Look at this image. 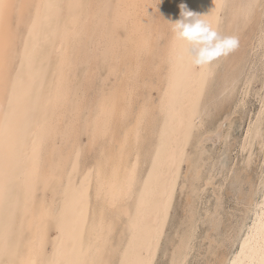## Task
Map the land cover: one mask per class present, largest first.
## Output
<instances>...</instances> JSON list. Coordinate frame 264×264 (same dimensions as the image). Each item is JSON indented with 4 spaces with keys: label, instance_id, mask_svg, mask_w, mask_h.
<instances>
[{
    "label": "snow or ice",
    "instance_id": "1",
    "mask_svg": "<svg viewBox=\"0 0 264 264\" xmlns=\"http://www.w3.org/2000/svg\"><path fill=\"white\" fill-rule=\"evenodd\" d=\"M21 7L0 0V92L6 102V107L0 103V264H5V257L9 264H111L105 259L111 226L105 230L103 222L99 226L93 222L95 241L87 249L83 246L93 184L97 200L103 198L111 205L123 227L119 264H264V199L257 198H264V166L259 193L254 185L249 190L248 179L257 145L264 160V0H247L234 6V18L242 25L228 33L222 32L221 26L229 6L224 0H216L215 8L205 17L216 30L200 33L187 48L173 38L167 86L154 108L146 103L138 112L125 111L117 122L114 103L105 102L97 107L91 126L65 133L71 172L55 215L56 236L51 250L47 231L41 229L30 241L27 256L18 258L19 249L13 245L12 236L20 201L11 197L12 176L20 164L23 118L36 86L34 69L42 30L51 20L50 11L61 5L50 0L33 5L24 35H20L18 19ZM82 7L85 5H69ZM257 14L258 35L245 52L243 34ZM64 35L78 34H70L66 28ZM61 67L70 75L74 65L64 55ZM252 97L259 102V113L253 112L243 145L237 141L238 152L246 156L240 166L231 162L229 121L221 119L217 126L216 119L225 111L230 115L246 111ZM62 99L60 89L56 100ZM210 125L214 130L209 131ZM84 131L89 143L103 150L83 179L73 183L72 177L81 166ZM41 146L42 138L39 144L34 142L32 167L24 174L25 211L34 203L40 183ZM145 153L147 162L141 171ZM108 171L112 179H102L101 174ZM213 189L219 193L214 209L206 195ZM226 196L237 206L232 219L227 220L223 213ZM118 200L128 206L116 209ZM174 211L178 212V225L173 222ZM49 215L43 213L42 219ZM202 229L210 238L209 255L214 253L216 259L193 260ZM161 255L163 260L158 258Z\"/></svg>",
    "mask_w": 264,
    "mask_h": 264
},
{
    "label": "bare ground",
    "instance_id": "2",
    "mask_svg": "<svg viewBox=\"0 0 264 264\" xmlns=\"http://www.w3.org/2000/svg\"><path fill=\"white\" fill-rule=\"evenodd\" d=\"M9 2L23 6L18 10L21 29L34 12L32 6L44 0H9ZM50 2L59 4L61 7L50 11L51 20L42 30L40 41L47 45V48L45 47L47 50L40 49L43 54L45 51L44 55L37 52L34 69L37 82L35 87L39 89L43 87L49 61L46 56L52 52L56 54L55 70L53 69V79L51 78V85L43 101L40 100L41 90L33 91V93L36 92L33 94L35 98L28 106L23 120L28 118L31 110L34 115L30 116H37L35 121L28 128L26 127L21 137L20 164L15 169L16 180L22 184L25 183L24 174L32 167L33 144L34 142L39 144L42 138V146L38 153L40 183L35 191L34 203L29 204L27 211L23 206L20 223L22 237L15 245L19 249L18 258L27 256L30 241L41 229L47 231L49 251L51 250L56 230L51 238L49 226L52 222L55 224V215L63 201L66 177L71 172L70 152L66 145L65 133L69 129L81 130L91 126L97 117V107L105 102L114 103L117 122L125 111L138 112L146 103L154 108L159 102L161 90L167 86L168 60L173 40L170 23L194 24L196 17L209 15L216 4V0H50ZM224 2L229 7L224 12L221 31L228 33L242 25V21L234 18V6L246 3L247 0H224ZM77 3L85 7L69 8V5ZM153 4L156 6L152 7ZM185 12L192 15L185 17L183 14ZM16 21L17 17H14L13 29L16 27ZM66 28L70 34L78 35L76 37L69 35L66 38L64 35ZM23 30L20 33L22 35ZM258 31L259 14L243 34L246 43L245 52L247 47H250L251 40L258 35ZM243 54L242 52L239 56ZM64 55L74 65L70 75L61 67V59ZM60 89H63V99L57 102L56 95ZM0 103L6 107L2 92H0ZM253 112L257 115L259 113V102L255 97L249 99L246 111L242 109L239 114L232 112L231 115L225 111L217 116V126L221 119L229 121L228 127L233 136L231 148L233 164L244 165L246 156L238 152L237 141L241 146L243 145V136L247 134L248 122L254 120ZM237 117L239 118L238 126L241 128L239 133L236 132ZM212 130L214 129L210 125L209 131ZM45 131L46 135L43 134ZM81 145V166L77 174L72 177L73 183L83 179L85 171L92 167L103 150L89 143L87 131H84L81 137ZM212 147L216 148L215 145ZM146 162L145 153V158L141 160V171ZM262 166H264V160L260 157L257 145L255 158L248 172L249 190L254 185L257 193H259ZM101 178L111 180V171L101 174ZM48 190L51 192L50 200L45 197ZM206 195L214 209L215 199L219 193L213 189ZM257 198L264 199L259 196ZM13 201H16V198ZM224 203L223 213L226 220L232 219L231 214L237 209L235 201L230 196H226ZM127 206L123 200L116 202V209ZM176 207L177 209L180 207L179 197L176 199ZM45 212L50 215L42 219V214ZM172 215L173 222L178 225V212L174 211ZM93 222L97 226L103 222L105 230L111 226V234L107 238L109 254L105 259L110 260L111 264H119L122 258L119 250L123 243L121 236L123 227L115 218L111 205L103 198L97 200L95 184H93L88 209V227L83 237L85 249L90 242L95 241L92 231ZM14 223L15 218L13 227ZM207 237V231L202 229L197 255L193 257V260L217 258L214 253L209 255L210 238ZM232 247L235 248L236 245L233 244ZM220 255L223 256L224 253ZM228 255H231L230 251ZM158 258L164 259L163 255Z\"/></svg>",
    "mask_w": 264,
    "mask_h": 264
},
{
    "label": "rangeland",
    "instance_id": "3",
    "mask_svg": "<svg viewBox=\"0 0 264 264\" xmlns=\"http://www.w3.org/2000/svg\"><path fill=\"white\" fill-rule=\"evenodd\" d=\"M65 9H66V7L64 6L63 7V10L65 11ZM22 30L24 29V28H21ZM20 29V33H21V30ZM24 31V30H23ZM23 33V35H24V32H22ZM20 35H22V34H20ZM41 43H40V45H39V48H38V53H42L43 54V52H41L40 51V49H43V50H47L46 48H47V45L43 42V41H40ZM44 45V46H43ZM44 47V48H43ZM46 47V48H45ZM42 50V51H43ZM45 51H44V54H45ZM43 54V55H44ZM49 55V56H48ZM47 56H46V58L48 57V59H49V61L47 62V64H48V68H47V72H46V76H45V80H44V83H43V87H42V89H39L38 87H35L34 88V90H41V96H40V100L41 101H43V99H44V97H45V95H46V93H47V90H48V88H49V86L51 85V78L53 77V75H52V73L54 74V71H53V69L55 70V62H56V54L54 53V52H52V53H50V54H48ZM52 58V59H51ZM55 59V60H54ZM50 64V65H49ZM53 79V78H52ZM36 85H37V82H36ZM36 92H34L33 94H35ZM35 96V95H34ZM35 97H33V99H34ZM32 99V100H33ZM32 103H33V101H32ZM31 110V109H30ZM31 112H33L32 110H31ZM30 112V115H34L33 113H31ZM30 115H28V118H25L24 120H23V122H28L26 125H25V129H27L30 125H31V123H33L34 121H35V118H36V116L37 115H35V116H30ZM32 118H33V120H32ZM30 120V121H29ZM32 120V121H31ZM237 120H239V118L237 117L236 118V121ZM238 124H239V122L237 121V123H236V126H238ZM28 125V126H27ZM27 127V128H26ZM241 131V128L238 126L237 128H236V132L237 133H239L240 131ZM16 170H14V172H13V176H12V192H11V197H12V200L14 199V198H16V200H19L20 201V209L16 212V215H15V223H14V229H13V236H12V243H13V245L15 246L18 242H19V240L21 239V237H22V227H21V217H22V212H23V206H24V192H25V183H20V182H18L17 180H16ZM49 191V190H48ZM46 192V195H45V197L46 198H48L49 200H50V195H51V192L49 191V192ZM41 195V194H40ZM48 195V196H47ZM41 197V196H40ZM43 197V196H42ZM49 228H50V231L51 232H49L50 233V237L52 238V235H54V232H55V224L52 222L51 224H50V226H49ZM5 264H9V258L8 257H5Z\"/></svg>",
    "mask_w": 264,
    "mask_h": 264
},
{
    "label": "clouds",
    "instance_id": "4",
    "mask_svg": "<svg viewBox=\"0 0 264 264\" xmlns=\"http://www.w3.org/2000/svg\"><path fill=\"white\" fill-rule=\"evenodd\" d=\"M183 14L185 17L192 15V13L188 12ZM206 16L208 15L196 17L195 23L191 25L183 22L170 23V32L172 33L173 38L181 46L187 48L195 42L200 33L207 34V32L216 30V26L214 24H209L205 19ZM186 30H190L188 31L187 35ZM205 30H207V32H205Z\"/></svg>",
    "mask_w": 264,
    "mask_h": 264
}]
</instances>
